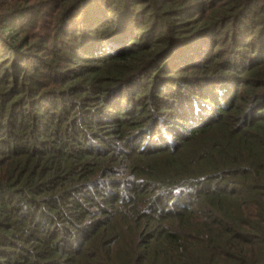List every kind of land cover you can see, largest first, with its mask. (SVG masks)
<instances>
[{
	"label": "trees",
	"instance_id": "16d2710c",
	"mask_svg": "<svg viewBox=\"0 0 264 264\" xmlns=\"http://www.w3.org/2000/svg\"><path fill=\"white\" fill-rule=\"evenodd\" d=\"M0 264H264V0H0Z\"/></svg>",
	"mask_w": 264,
	"mask_h": 264
}]
</instances>
